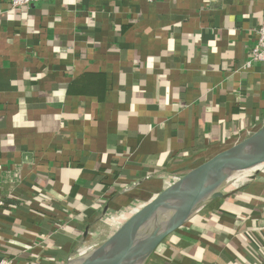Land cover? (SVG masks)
Masks as SVG:
<instances>
[{"label": "crops", "instance_id": "crops-1", "mask_svg": "<svg viewBox=\"0 0 264 264\" xmlns=\"http://www.w3.org/2000/svg\"><path fill=\"white\" fill-rule=\"evenodd\" d=\"M263 24L264 0H0V259L70 264L261 129ZM229 181L159 264H264V165Z\"/></svg>", "mask_w": 264, "mask_h": 264}, {"label": "water", "instance_id": "water-1", "mask_svg": "<svg viewBox=\"0 0 264 264\" xmlns=\"http://www.w3.org/2000/svg\"><path fill=\"white\" fill-rule=\"evenodd\" d=\"M261 165H264V126L164 189L77 264H144L205 203L222 198L223 187L231 178ZM182 202H186L188 206L177 219L172 221L169 217L164 228L154 230L139 240L140 233L147 224L161 215H171Z\"/></svg>", "mask_w": 264, "mask_h": 264}, {"label": "built area", "instance_id": "built-area-1", "mask_svg": "<svg viewBox=\"0 0 264 264\" xmlns=\"http://www.w3.org/2000/svg\"><path fill=\"white\" fill-rule=\"evenodd\" d=\"M41 0H6V2L12 7H23L27 6L32 2H38ZM257 32V39L255 42V45L252 47L250 51L249 60L244 65V68H251L253 65L258 63L264 64V24L256 31ZM5 204L3 202H0V207L4 206ZM97 247V245H89L87 247V250L81 253L77 259L74 261H71L70 264H77L82 258L90 254L92 251H94ZM0 264H14L13 259L11 258H2L0 259Z\"/></svg>", "mask_w": 264, "mask_h": 264}, {"label": "bare ground", "instance_id": "bare-ground-1", "mask_svg": "<svg viewBox=\"0 0 264 264\" xmlns=\"http://www.w3.org/2000/svg\"><path fill=\"white\" fill-rule=\"evenodd\" d=\"M262 166V165H261ZM260 166V167H261ZM259 168V167H258ZM257 169V168H255ZM254 169V170H255ZM253 171V170H251ZM250 176V175H249ZM233 183V182H232ZM234 184V183H233ZM232 185V184H231ZM235 186V185H234ZM237 186V185H236ZM208 195V194H207ZM207 195L205 197H207ZM187 203L182 202L172 213L168 216V214H164L156 218L155 220L151 221L149 224H147L143 230L140 233L139 240L145 238L147 235H149L151 232L157 229L164 228L165 225H167V221L169 217L174 221L177 219L186 209H187ZM85 246V245H84Z\"/></svg>", "mask_w": 264, "mask_h": 264}, {"label": "trees", "instance_id": "trees-1", "mask_svg": "<svg viewBox=\"0 0 264 264\" xmlns=\"http://www.w3.org/2000/svg\"><path fill=\"white\" fill-rule=\"evenodd\" d=\"M191 221H193V223H194V221H196L195 220V218H191L182 228H187L188 227V224L191 222ZM211 225H212V223L211 224H209L207 227H211ZM200 226L201 227H205V226H203V224H202V221H201V224H200ZM219 227V226H218ZM214 229H215V227H214ZM216 229H217V227H216ZM177 232V231H176ZM175 232V233H176ZM175 233H173V234H171L165 241H167V242H169V243H174V239H175V237H176V234ZM239 242V241H238ZM164 243V242H163ZM162 243V244H163ZM240 243V242H239ZM162 244L159 246V248L153 253V255L148 259V260H151V262L153 263V264H159V262L158 261H160L159 260V258H158V256H157V253H159V250H160V248H161V246H162ZM147 260V261H148ZM168 263H170V262H168ZM170 264H172V263H170Z\"/></svg>", "mask_w": 264, "mask_h": 264}, {"label": "rangeland", "instance_id": "rangeland-1", "mask_svg": "<svg viewBox=\"0 0 264 264\" xmlns=\"http://www.w3.org/2000/svg\"><path fill=\"white\" fill-rule=\"evenodd\" d=\"M232 182L235 184V183H236V180H232V181H231V184L233 185ZM229 183H230V181H229ZM141 206H142V205H141ZM142 207H143V206H142ZM138 208L140 209L141 207H138Z\"/></svg>", "mask_w": 264, "mask_h": 264}]
</instances>
